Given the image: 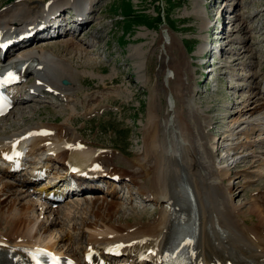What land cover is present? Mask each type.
<instances>
[{"label": "rangeland", "instance_id": "obj_1", "mask_svg": "<svg viewBox=\"0 0 264 264\" xmlns=\"http://www.w3.org/2000/svg\"><path fill=\"white\" fill-rule=\"evenodd\" d=\"M15 1L0 0V8ZM89 19L83 28L65 25L69 34L31 43V48L55 44L53 52L78 68L76 81L82 83L77 85V96L67 106L50 93L18 103L0 121V134L27 123H68L87 145L110 151L112 167L134 170L132 158L145 152L143 136L151 99L159 120L157 150L167 154L166 165L172 171L180 166L187 170L204 209L200 216L207 219V207L214 211L213 204L220 209L225 204L237 222L238 238H246L255 251L264 252V172L259 167L264 166V123L255 124L264 110L257 113L263 106L253 105L257 98L249 101L258 91L264 92V0H98ZM220 25L223 33L217 32ZM73 29L77 43L85 42L88 53L72 50L69 44L65 51L61 40L69 38ZM94 31L97 38L87 44ZM200 44L211 49L206 54H214L207 73H200ZM217 44L222 47L218 55L212 48ZM252 74L256 77L251 78ZM33 78L29 74L25 81ZM21 92L25 94V87ZM89 96L98 97L97 104L87 102ZM254 128L258 129L251 133ZM112 184L122 185L115 196L108 192ZM213 185L224 188L222 199L213 195ZM135 189L121 176L101 190L85 191L51 206L61 212L60 223L53 227L58 230L59 246L64 244L59 237L65 234L80 238L74 241L72 254L81 257L87 237L82 220L91 217L87 201L96 197L118 206L114 223H152L159 207L135 194ZM38 210L31 216L37 223L42 219Z\"/></svg>", "mask_w": 264, "mask_h": 264}, {"label": "bare ground", "instance_id": "obj_2", "mask_svg": "<svg viewBox=\"0 0 264 264\" xmlns=\"http://www.w3.org/2000/svg\"><path fill=\"white\" fill-rule=\"evenodd\" d=\"M85 1L88 4H85L84 7L83 4ZM97 1L17 0L6 5L4 8H0L1 42H13L9 46L13 50L9 48L5 50V54L0 58V66L7 64L18 65L30 60L37 61L34 67L29 68L28 66L19 72L20 80L25 78L29 72L34 77L31 82H24V87L29 91L26 96L27 98H32L40 94L46 96L47 93H50L57 96L66 106L68 104L70 105L73 98L77 96V85L82 83L79 80L76 81V79L80 78V72L78 68L71 65L70 59H65L63 56H59L57 52H53L52 46L55 44L47 48L44 46L31 48L33 40L39 39L35 34L32 35L31 39L23 42H16L14 40L23 36L25 33L38 32L40 26L48 22V17L56 18L60 14L55 13H61L66 8L78 10L80 13L74 15L75 20H71L64 25L76 24L80 28H83L90 20L89 18L86 19L84 15L87 14L86 17L89 16L92 12L93 4ZM221 31L223 33V28ZM61 34L60 32V34L57 33L55 36L59 37ZM64 34H68V32L64 31ZM46 38L40 39L44 40ZM96 38L94 31L90 34L86 43L90 44ZM48 39L53 40L54 38L48 36ZM52 42L54 43L56 41ZM61 42H65L62 43L66 45L65 51L70 46L72 50L77 48V50L79 49L80 51L88 53L87 49L83 47L85 42L84 44H78L74 32L69 38L62 39ZM202 45H199L200 53H203L205 50L211 52V49H206ZM240 54L236 59L239 58ZM218 59L215 63H218ZM255 77L254 74L251 75V78ZM63 79L68 80V84H62L61 81ZM252 96L249 101L257 98L253 101V105L263 104L262 107H264L263 91H258ZM26 97H22L21 101H26ZM111 99L113 102V98ZM86 100L90 104H97L98 97L89 96ZM156 107L155 103L150 99L147 119L149 125L145 129L143 136L145 152H142L141 157H135L134 160L132 158L133 162H131L136 167L134 170L125 167L121 169L116 166L112 167L113 155H111L112 153L110 151L104 150L101 147L87 145L82 141L83 139L80 137L82 135L78 136L73 131L74 128H72L71 124L62 122H51L49 124L27 123L17 125L10 133L0 134V159H2L5 153L15 149L23 141L28 140L30 143L27 156L31 157L30 162L33 165L31 170L41 164L42 167L47 169L51 166L52 162L56 163L57 166L59 165V168L63 169L64 173L65 170L67 173L72 170H80L76 174L77 176L73 175V177L86 190H92L93 188L91 180L87 179V176L127 177L133 188L135 187L137 189V193L135 189V194L154 202L159 207V210L157 209L158 215L152 223L144 224L146 222H133L130 224H118L111 221L118 210V206H112L110 203L113 202H106L104 204L103 201H99L100 199L98 197L89 199L87 201L89 204L88 214H91V217L88 216L87 219L82 220V229H85L87 234L85 246L81 247L83 258L93 251L102 255L106 249L117 246L120 250V257H118L115 264H161L165 251L172 240L179 235L189 232L191 228L193 207L189 199L188 187H190L194 196L195 210L199 220L198 237L193 247V255L195 256H193V264H224L226 262L232 264H263L264 252L260 253L255 251V248H252L249 245L250 243H247L246 238L245 240L238 238L237 231L239 229L237 228V222L227 213L229 209L225 204H223V208L221 209L216 204H213L215 206L213 207L214 211L207 207V219L200 216V211L203 208L200 206L199 200L191 188L192 185L187 177V170L184 166H180L182 168H177V170L172 171L171 166L166 165L165 155L167 154L164 155L163 151L157 150L159 120L157 117H154V112H156L154 108ZM262 107H260L261 109L257 113L264 110ZM9 113L1 118L0 121L5 119V117L7 118ZM68 118L73 122V117L68 115ZM255 121L257 122L255 123L257 126L264 123V115L256 118ZM258 128L251 129L250 132L255 133ZM261 129L264 130V127H261ZM41 131H49V133L41 134ZM1 164L0 197L4 196L5 199L0 200V255H25L26 249L44 248L53 253L66 255L77 259V261H81L78 254V256L75 253L72 254L73 243L80 238H73L71 234H65L64 237H59L60 240L64 239L62 247L59 246L57 241L59 236L57 234L58 230L56 231L53 227L60 223L61 212L59 208H51L49 202L46 201V195L50 192L55 193L58 190V182H63L65 179L64 176L58 175V172L55 170L50 171L52 175L50 179L52 180L49 179L47 184L36 188L28 178L17 182L4 179L5 177L12 176V174L8 170L9 166H6L3 161H1ZM95 164L100 166L99 169L94 167ZM259 167L264 172V166L261 165ZM224 173L226 172H222L220 175ZM105 183L107 184V180H105ZM230 185H232L231 182ZM121 188L122 185L112 184L108 192L115 196ZM213 188V195L215 196L216 194L218 199H222L224 188L219 185H213ZM97 189L101 190V187L98 186ZM43 192H45V197L42 196ZM216 196L215 198H217ZM67 202L64 204H68ZM68 205L70 206V204ZM36 208L39 209V215H42V219L38 223L37 218L31 219ZM67 210L69 211V208ZM96 221H100L103 225L106 223V225L102 227ZM109 258L113 259V257Z\"/></svg>", "mask_w": 264, "mask_h": 264}, {"label": "water", "instance_id": "obj_3", "mask_svg": "<svg viewBox=\"0 0 264 264\" xmlns=\"http://www.w3.org/2000/svg\"><path fill=\"white\" fill-rule=\"evenodd\" d=\"M63 82L65 83L66 81L64 80Z\"/></svg>", "mask_w": 264, "mask_h": 264}]
</instances>
